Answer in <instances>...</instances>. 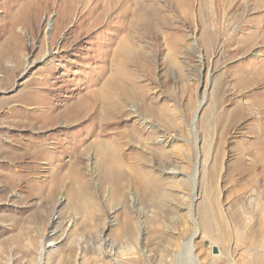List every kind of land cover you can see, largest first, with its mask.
I'll return each mask as SVG.
<instances>
[{
    "label": "rangeland",
    "instance_id": "obj_1",
    "mask_svg": "<svg viewBox=\"0 0 264 264\" xmlns=\"http://www.w3.org/2000/svg\"><path fill=\"white\" fill-rule=\"evenodd\" d=\"M84 1L0 0V264H264V177L237 163L264 159V41L245 43L264 0H131L120 18ZM119 68L120 111L33 129Z\"/></svg>",
    "mask_w": 264,
    "mask_h": 264
},
{
    "label": "bare ground",
    "instance_id": "obj_2",
    "mask_svg": "<svg viewBox=\"0 0 264 264\" xmlns=\"http://www.w3.org/2000/svg\"><path fill=\"white\" fill-rule=\"evenodd\" d=\"M48 1L52 2L53 0H48ZM74 1H76V0H72V3ZM91 1L92 0H85L84 3L86 5V4H89ZM130 3H131V0H97V2H95V4H93L92 7H90V10H89L88 14L90 16L91 14H94L97 11L98 8H102V14H105V13L111 11V12H115L117 14L116 15L117 18H120L121 14H126L128 12ZM131 5H132V3H131ZM70 13L68 15H66V20L64 22L65 24H69V22L71 20ZM262 20H264V17H263ZM82 21H83V19H81L80 23H83ZM111 21H113V20H108L107 24L110 25V24L114 23V22L111 23ZM80 25L81 24H79V26ZM255 28H256V30L254 31V33L250 34L249 35V37H250L249 40L245 42L247 45L249 43L250 47H251V45L255 46L257 41H259V40L264 41V35L262 34L264 32V21H263V23L261 22V20L258 21L256 23V25H255ZM52 30H53L54 33H53V36L50 38L51 41L49 42V44H50L49 50H47V51L45 50V53H43V57L41 59L44 62L46 60H49L51 55L57 53L56 51H52L51 47L56 45V39H57L58 34L62 30V25L57 23V22L55 23V26L51 24V28H50L49 31H52ZM15 41H16V43L20 42V38L16 37ZM242 47H243V45H242ZM17 48L19 50L20 46L18 45ZM128 49L129 48H127L126 44L123 43L119 47V49L117 50L116 55L126 56V54L128 53ZM19 52L20 51H16V53L13 54V58L15 59V61L17 63L14 66L15 70L21 68L24 65V62H25V59L23 58V56ZM31 65L32 64H27L26 69L30 68ZM125 68H126V65H125ZM118 70H119L118 74H119V77H120L118 82L116 83V81H111V82H108L106 84V87H105V91L106 92H105L104 97H102L103 95L102 96H93V97H91L92 95L91 96H87L85 99H83L81 102H79L76 106L67 108L64 112L58 113V114H53L51 111H46L45 113L42 114V116H38L36 118L37 120H39L43 124V126L39 127V128H37V126H36V127H33V129H49V128L57 127L58 125H65L66 127H69V126H72V125H74L76 123L83 122L88 117L91 118V116L93 115V109L95 107V103H97L99 105L97 108L101 109V112L109 113V112L112 111V109H114V111H116V112L120 111V109H122L124 107V105H125V98L131 97L130 96L131 94L129 92H126V89L124 87L127 84V82L124 80L125 79L124 69L123 68H121V69L119 68ZM261 71H264V69H261L260 72ZM35 84H37V83H35ZM45 85H47V84H45ZM129 85H131V84H129ZM49 90H55V89L54 88L51 89V87H50ZM117 90L119 91V93H117ZM128 93H129V95H128ZM41 98H42V100L46 99L47 98V94L41 96ZM27 101L29 103H31V102L35 103L36 102L32 98L28 99ZM260 107H262V106H260ZM261 113H262V117H261V121H262V119L264 120V103H263V109H262ZM47 140H49V139L47 138L44 141H42L41 143L37 144L38 146L42 145L43 149L42 150H37L36 152H34V154H33L34 158H41L42 156H46L47 155L48 148L45 147V145H46L45 142ZM100 146L102 147L103 150L106 149V151H107L108 146L106 145V143L101 142ZM257 147H258V150L262 151V154L264 155V133L259 138V140L257 141ZM112 156H114L112 153H109V152L107 153V157L108 158L109 157L111 158ZM218 160H219V158H218ZM263 160H262V163L260 161H258L256 163H252L250 165H247L245 163L244 158L240 156L238 158V161H237V163H238V171L241 172V173H244V175H248L249 178H251V179H253V178H259V179L263 178L264 177V163H263ZM205 215H209L208 212ZM40 262H41V260H40Z\"/></svg>",
    "mask_w": 264,
    "mask_h": 264
},
{
    "label": "water",
    "instance_id": "obj_3",
    "mask_svg": "<svg viewBox=\"0 0 264 264\" xmlns=\"http://www.w3.org/2000/svg\"><path fill=\"white\" fill-rule=\"evenodd\" d=\"M197 118V117H196Z\"/></svg>",
    "mask_w": 264,
    "mask_h": 264
}]
</instances>
